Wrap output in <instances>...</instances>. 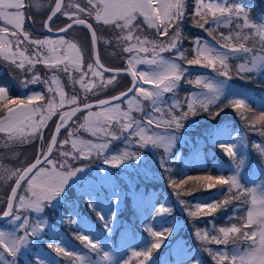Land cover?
I'll return each mask as SVG.
<instances>
[{
	"label": "snow or ice",
	"instance_id": "obj_1",
	"mask_svg": "<svg viewBox=\"0 0 264 264\" xmlns=\"http://www.w3.org/2000/svg\"><path fill=\"white\" fill-rule=\"evenodd\" d=\"M44 6L42 0H0V21L6 25L0 27V56L3 61L10 62L5 65L9 74L23 71L26 73L25 79L20 81L23 87L43 84L46 88V92H32L25 98H13L9 88L0 85V133L4 134L0 138V147L11 151L17 144L39 142L34 162L16 168L0 166V186L9 189L6 196L0 197V204L5 205L0 209V264H120L114 253L107 250L106 244L96 237L90 238L91 225L79 212L72 211L67 217L60 213L57 221L77 226L80 234L75 239L87 252H77L69 247L57 232L55 223L44 213L46 208L56 213L65 203L71 207L76 203V197L85 196L90 211L98 207L102 209L97 212V217L103 224L105 239L116 231L120 226L118 211L122 192L111 169L126 172L128 168L135 167L138 175L143 169L144 178H149L144 152L130 151L127 147L110 152L113 142L122 138L135 143L139 149L151 146L154 151L164 150L165 156H157L156 161L159 169L169 175L170 187L180 190L176 191L177 197L181 191L193 195L182 187L189 182L198 183L205 190L217 186H227L230 194L233 189L237 190L235 194L211 203L198 200L189 204L177 199L183 212L191 219L212 216L242 196L248 203L247 197L251 196L252 207L247 211L244 223L220 227V236L210 235L208 230L201 229H196L194 236L200 241L215 244H227L230 235L235 237L233 244H238L241 238L251 241L247 249L241 250L237 246L232 252H213L202 245L203 251L212 257L215 264H264V184L259 186L262 194L257 196V188H248L241 182L244 173L250 169L251 152L255 151L264 158V140L254 141L249 149L241 135H237L231 143L214 135V142L232 161L235 169L227 178L211 174L184 175V179L176 181L171 179V169L166 167L179 155L175 145L185 122L201 111L206 112L210 120H216L231 108L245 121L248 131L264 138V111L254 112L246 98H236L239 95L232 94L227 86V81L232 79L228 61L241 54L244 62L235 69L239 79L251 81L249 73L264 76V23H257L252 18V7L264 8V5H258V0H249L248 6L229 3L228 0H194L191 7L186 0H76L67 4L65 0H52L50 13L42 27L51 33L54 18L62 16L68 21L64 27L57 29L55 39L51 36L33 37L24 30L26 20L31 19L26 16V9ZM189 14L194 26L208 33L216 42L213 45L200 37L190 40L191 58L189 50L183 47L185 37L181 27L187 22ZM140 17L144 24L155 29V38L141 36V24L137 22ZM89 20L112 30L114 38L104 43L130 54L126 58V67L112 69L101 62L96 47L99 38ZM209 23L215 27H206ZM232 25L234 28H230L228 35L222 32L218 34L219 38L213 35L219 26ZM77 26L86 28L91 36L93 55L86 69L81 47L75 41L66 39L67 34ZM248 43L252 47L247 46ZM24 45L31 46L30 55H26L29 48L22 47ZM148 53H151L150 58ZM164 53L170 55L166 57ZM37 64L44 66V76L36 70ZM140 64L150 66L151 70L137 71ZM184 65L211 69L216 76L224 79L203 75L195 80L188 79L185 77L188 67ZM59 73L66 74L71 82V95L65 92ZM73 73H78V77ZM105 73L111 75L105 76ZM121 74L131 77V86L126 91L95 103L88 102L89 94L96 96L116 84ZM182 79L202 91L189 93L183 103L173 99L169 104L164 100L165 94L175 96ZM77 84L79 90L76 89ZM144 85H151V88ZM222 96L227 102L220 103L215 112L210 111L209 105L217 104ZM228 96L233 98L228 99ZM144 101L149 102L150 111L145 112ZM123 103L128 105L126 110L121 107ZM185 104L187 110H183ZM260 108L264 109V103ZM133 110L145 112L143 121L132 116ZM80 113L86 115L82 123H77ZM53 117H58L54 128L49 124ZM46 129L50 130L48 136ZM81 129L95 139H82L78 135ZM96 160L102 166L93 175L90 171L92 163L84 161ZM258 167L260 176L264 177V160L258 161ZM73 187L76 193L70 197L69 190ZM105 187L110 191L105 199H101L98 193ZM173 211L170 205L161 203L153 208L155 216L152 219H166ZM178 229V224L162 231H154L146 225L152 239L143 250L134 251L133 256L140 258L139 264H152L153 252L161 249L165 240ZM169 256L170 259L163 264H201L199 257L193 256L192 250L186 249L179 241ZM123 264H129V261L125 260Z\"/></svg>",
	"mask_w": 264,
	"mask_h": 264
},
{
	"label": "trees",
	"instance_id": "obj_2",
	"mask_svg": "<svg viewBox=\"0 0 264 264\" xmlns=\"http://www.w3.org/2000/svg\"><path fill=\"white\" fill-rule=\"evenodd\" d=\"M228 1L231 3L238 2V3L244 4L245 6H248L249 4V0H228ZM186 2L190 7L194 6V0H186ZM27 9L29 11V8ZM49 12H50V8L44 11V13L42 12L43 14L39 16V19H41V22L39 24L40 28L42 27L43 20L45 19V17L48 15ZM252 18L257 23H264V11L261 10L259 6H253L252 7ZM67 22L68 21L66 20V18H63V17L54 18V20L51 22V27L53 29H57L63 26ZM32 24H33V19H32ZM26 25L31 31L37 34L46 35L42 31L38 30L37 27L35 26L32 27L29 24V22ZM93 25L96 28L97 36L103 35V36L109 37L111 36L110 34L113 33L112 30L108 28L107 26L96 25V24H93ZM181 27L183 30V35L185 37L183 41V47L189 50L188 51L189 58H191V48H192V44L189 42L190 40L194 39L195 37H200L201 39H211L212 38L211 36L208 35V33L194 26L190 14L187 17V22L183 24ZM206 27H215V26L209 23L206 25ZM74 29H78L81 31L83 35V39L85 40L86 47L88 49L89 57H91V46H90L89 34H88L87 29L84 28L83 26H77V27H74ZM221 32L225 33L226 29L223 28L222 26H219L218 28H216L213 35L219 38L218 34ZM81 33L79 32L80 38H82ZM249 45L252 46L251 43H248L247 46ZM256 46L257 48L259 47L258 44ZM98 49H99V42H98ZM99 56H100V53H99ZM110 57L111 58L109 59L108 57L107 60L109 61L117 60L118 61V59H120L118 62L115 61L117 62L115 63L117 67H122L126 65V58H124L123 56L110 55ZM100 59H101V56H100ZM102 59L105 60V58L103 57ZM228 63L230 65V70L232 72V80L237 82L238 84L244 83L242 85L253 90V97L248 98L246 101L248 105H250L251 109L257 114L259 113V111H264V109L260 108V105H261L260 101H264V78L259 77L258 75H254L253 73H249L247 75L252 77L251 81L241 80L235 75V69L237 67V59L230 58ZM184 66L193 67V66H187V65H184ZM190 77L194 80V75H191ZM118 79L119 81L117 82L115 86L113 85L110 86L109 89H105L104 91L99 92L98 95L92 96L91 94H89L88 100H94L101 96L110 95L120 90H123L130 83V78L126 75H121L120 77H118ZM185 84L187 83H183V85L181 86V89L175 95H180L183 92L184 93L187 92V87ZM0 85L7 86L10 90V94H12L10 83L6 79L0 77ZM66 90L72 93V89L66 87ZM228 99H231V98L228 97ZM183 102L184 101H182V103ZM222 102H227L225 100V97L223 96L221 97V101H218L217 104L209 105V110L215 112L218 106L220 105V103ZM185 105H184V108H185ZM191 118L194 120V123L190 124L192 127L188 126L189 128H191L190 129L191 136H194L195 134L192 130L199 132L201 128H206L209 124L215 123L217 122V120L222 119V120H228L226 121V124L223 129L222 136L224 138L228 137V139H230V137L234 135V133L240 127L245 135L247 144L249 145L250 148L254 141L260 142L264 140V138H262L258 133H253V132L248 131L247 127L245 126V121L242 120L240 116L237 115L231 108L226 109L225 113H221V116L217 117L216 120H210L208 117V114L203 111H201V113L198 116L191 117ZM200 134L201 132L199 133V135ZM215 136H213L211 139L207 135H204V137H206L205 138L206 142L201 144L202 154L204 156L202 164H195V163H192V164L181 163L180 164L176 161H172L171 163L166 164V167L171 169V174H170L171 179L179 181L185 178L184 175L197 176V175L211 174L213 176L223 175L226 178L230 176L231 171L229 169V165L231 164L233 165V163L222 152V150L216 145V143L214 142L216 139ZM222 136L219 137L218 135L217 137L223 140ZM37 142L35 144H31L34 150V153H36V150H37ZM29 145L30 144L16 145L15 148L26 147ZM210 149L213 151V154H210L211 153L209 151ZM34 156L35 154L28 162L32 161ZM213 159L224 161L227 165L224 167H221L218 164L213 163ZM155 167H157L156 170L157 172H159V175H157V177L150 176L148 179H145V178L138 179V180L133 179V181L135 182V188H140V190L143 191V195L145 198V201L141 205V209L139 210L135 208L134 205H132L130 201L129 195H126L127 199L124 202L123 208L118 213L120 217V220H119L120 226L117 228L116 231H114L112 234L109 235L110 241H112L116 246L119 247L116 259L120 260V264H123L125 260L129 261V263H132V264H135L137 263V261L140 260V258H137L132 255L130 256V252L127 248V242L125 240H123L121 243L117 242L116 238L120 230L132 232L133 235L135 234V231H139L141 236H143V238H145L148 243V241H150L152 237L146 230V227H144L145 222H147L148 226L151 227L154 231H162L163 229H166L172 226L173 224H177V222L180 220V223L178 224L179 229L177 230V232L174 233L173 236L169 237L168 240L172 241V239L176 240L178 238H182L183 241L188 245V249L194 250V252L196 251L199 254L201 264H215V261L212 259V257L207 252L203 251L202 245L211 248L213 252L220 251L221 248H224L232 244V240L235 237L230 235L229 242L227 244H215V243H208L205 241L198 240L194 236V232L196 231V229L208 230L210 232V235L220 236L221 234L218 231L220 227H230L232 225H237V226L241 225L242 223H244V220L246 219V213L250 205L251 196L247 197L248 203L244 202V198L242 196L240 199L232 200L231 203H229L225 207L220 208L212 216L204 217L201 219H191L187 217L186 212H183V210L181 212L177 210L176 208L177 199L189 202V204H193L198 200L211 203L213 200H217V201L223 200L225 196L235 194L237 190L233 189L231 194L228 193L227 186H217V188L215 189L205 190L200 184L189 182V184L184 185L182 187L186 189L187 191H191L193 195L189 196L185 192L181 191L180 196L177 197L176 191H180V190L178 189L174 190L172 187H170L169 175L164 173L162 170H160L159 165H156ZM131 178L133 177L131 176ZM255 179H261L264 181V177L260 176V174L258 173V175H256L254 179L246 180L245 178H243L241 182L244 183L248 188H252L253 181ZM104 190L107 193V189L105 188ZM8 191L9 189H6L4 193H2L3 196L0 195V197L6 196V193ZM75 193H76L75 190H69L70 197H73ZM75 200H76V203L74 205L70 207L68 203H65L60 207V210H58V212L56 213L46 208L45 215L48 216L50 221L55 223L57 232L60 235L62 233H65L69 236V238L72 241L82 246L80 241L75 239L76 235L80 234V230L77 228V226L72 225L68 222L61 224L57 221V217L59 216L60 213H63L64 216L67 217L72 211H77L80 214H83L86 217H88L92 222H94V224L99 229H103V224L97 217V212L101 211V209L98 207L95 211H90L88 204L86 203L87 197L85 196L76 197ZM161 203H167L173 208L174 210L173 213L177 217L174 223H171V221L168 218L161 219L160 221L157 220V217L155 219H152V217L155 216V213L153 212V208L155 206H159ZM4 206L5 205L0 204V209L4 208ZM169 216H172V214H170ZM213 224L215 225V228H213ZM245 231H250V229H245ZM147 237L149 239H147ZM147 243H142L139 239H136L133 244L135 251L143 250L145 246L147 245ZM250 243L251 241H245L243 238L239 239L238 241V244L241 247L250 246ZM165 247H166V244H164L161 247V249L153 252L152 264H163L160 257H161L162 252L165 250ZM169 259H170V256H169ZM226 264H228V262H226Z\"/></svg>",
	"mask_w": 264,
	"mask_h": 264
},
{
	"label": "rangeland",
	"instance_id": "obj_3",
	"mask_svg": "<svg viewBox=\"0 0 264 264\" xmlns=\"http://www.w3.org/2000/svg\"><path fill=\"white\" fill-rule=\"evenodd\" d=\"M76 0H65V3H75ZM229 2V1H228ZM42 3L45 5L44 7L37 9L35 7H29V11L28 9H26V16H28V14L33 18V24L36 27H39V24L41 22V19H39V16L42 15L44 13V11H46L49 8V5L52 3V0H42ZM231 3V2H229ZM258 5H264V0H258ZM259 8H261L259 6ZM32 10V12H31ZM261 10L264 11V8H261ZM43 12V13H42ZM62 17V16H60ZM65 18V17H63ZM91 23L96 24L95 21L93 20H89ZM143 18L140 17L138 18V23L141 24V36H147L149 37V39H153L155 38V29L153 28H149L147 24H144L143 22ZM28 21L26 20L25 25H24V30L28 31L32 34L33 37H39V38H44L47 35H43V34H37L33 31H31L27 25ZM6 26L4 21H0V27ZM10 27V26H8ZM223 28L226 29V32L224 33L225 35H228L230 28H234V25L232 26H222ZM79 32L81 33L80 30L78 29H73L71 32H69L66 36V39H70L75 41L79 47H81L82 51H83V58H84V67L85 69L87 68V63L91 62V57H89V53H88V49L86 47L85 44V40L83 39V35L82 38L79 37ZM111 36H103V35H98L99 38V53L102 57L105 58V60L102 59V63L108 67H117V65L115 63H117L120 59L114 60V61H109L107 60V58L109 57V59L111 58L110 55H120L123 56L124 58H127L130 54L128 53H123L120 49L115 48L113 46H109L106 45L104 43L105 40L108 39H113L114 38V34H110ZM52 37V36H51ZM53 39L56 38L52 37ZM9 39H12L11 36H9ZM82 39V40H81ZM204 41L209 42L210 44L215 45V40L211 39H202ZM223 42V41H221ZM233 43H235V41H233ZM248 45V44H247ZM22 47H28L29 51L26 53V55H30L31 54V46L30 45H24ZM249 47H252L249 45ZM257 47V46H256ZM13 51H15V45L13 44ZM141 55H145L143 53H141ZM164 56L168 57L170 54L169 53H164ZM147 56L150 58L151 57V53H148ZM233 59H237V66L240 63H243L244 60L242 58V54L240 56H234L232 57ZM239 59V60H238ZM107 60V61H106ZM117 61V62H115ZM10 62L8 61H3V57L0 56V77L6 79L9 83H10V87L12 89V96L13 98H25L27 95L31 94L32 92H46V88L43 84H35V85H29L27 88L23 87L20 83V81L25 79L26 73H24L23 71L20 70H16L15 72H13L12 74H9V70L8 68L5 66L6 64H8ZM36 70L40 72V74L42 76L45 75L46 70L44 69L43 65L37 64L36 66ZM137 70L138 71H150L151 67L145 64H140L137 65ZM254 75H258L259 77H263L264 76H260L259 73H253ZM60 76L61 79V83L64 86V90L68 95H71L72 93H70L69 91L66 90V87L72 89L73 86L71 84V82L68 80L67 75L64 73H59L58 74ZM73 75H76L78 77V73H73ZM194 75V80L197 76L203 75L206 76L207 78H212V79H224L223 77H218L216 76V73L213 72L211 69H206L203 67H198V66H193V67H188V72L185 74V77L188 79H192L190 76ZM105 76H108V74H105ZM119 81V79H117V82ZM183 83H185V81L182 79L178 89L176 90V93L179 92V90L181 89V86L183 85ZM241 83V82H239ZM117 84V83H116ZM116 84H114L113 86H115ZM244 83L238 84L237 82L233 81L232 79L230 81H227V86L230 90V92L232 94H237L239 95L236 98H246V101L248 98H252L253 97V90L245 87L244 85H242ZM187 87V92L186 93H182L180 95H175L173 96L172 93H167L164 96V100L167 101L169 104L172 102L173 99H179L181 102L185 100V97L188 96L189 93L192 92H196V93H200L202 91V89L194 87L193 85H189V84H185ZM112 86V85H111ZM145 88L150 89L151 85H144ZM110 86L106 89H109ZM76 89L79 90V85H76ZM105 90V89H104ZM102 90V91H104ZM101 91V92H102ZM175 93V94H176ZM132 95V94H131ZM130 95V96H131ZM227 95V93H226ZM81 97H83V94L81 93ZM229 98H233L231 96H228ZM259 101V100H257ZM260 103H264V101H260ZM143 106L145 109V112L150 111V106H149V102L148 101H144L143 102ZM198 106V105H197ZM121 107L123 109H127L128 105L127 103H123L121 105ZM186 109V105L185 108L183 110ZM97 109H94V111ZM145 112H138L133 110V112L131 113L132 116L134 118H136L137 120L143 121L144 119V115ZM179 114V113H177ZM86 115V113H83L81 115H79L77 123H82L83 122V116ZM159 115V114H157ZM167 117L165 116V119ZM224 119V118H223ZM222 120V119H221ZM217 120V122L215 123H211L209 124L206 128H201V130L199 132H196L194 130H192L195 134L194 136H191V131L188 126L192 127L190 124L194 123V120L191 118V116L189 117V120L185 122V127L183 130H181V132L178 134V142L175 145V148L178 149L179 151V155L177 156V158L173 161H176L178 163H188V164H202L204 156L202 154V148H201V144L206 142L204 135H207L209 138L212 139V137L214 135L218 136H222L223 134V129L224 126L226 124V121L228 120ZM54 121L55 119H53L52 121L49 122L50 126L53 128L54 125ZM221 121V122H219ZM156 131H160L159 129H155ZM46 136L50 135V130L46 129ZM201 132V134L203 135H199V133ZM4 134L0 133V138L3 137ZM64 135H66V133H64ZM78 135L85 140L88 139H92L94 140L95 138L92 137L90 135L89 132H87L84 129H81L80 132L78 133ZM237 135H241L244 138L245 144L248 146L249 149H251L249 147V145L247 144L245 135L242 131V129L239 127L237 129V131L234 133V135H232L230 137V139L224 138L222 136V141L224 142H228L231 143L235 140V138L237 137ZM63 138V135L61 136V139ZM134 139H138V138H134ZM17 145H24V144H17ZM125 147L128 148V150L130 151H137L140 150L142 152L145 153V165L147 166V168L149 169V177H157V175H159V172H157L155 167L156 165H159L158 162L156 161L157 156L159 157H164V150L161 149H157V150H153L151 148V146L144 148V149H139V146L136 145L135 143H130L125 139H121L119 141H114L113 144L111 145L110 148V152H118V151H122L125 149ZM211 153L213 154V151L210 149L209 150ZM34 150L32 148L31 145L26 146V147H19V148H15L13 147L11 149V151L4 149L3 147H0V166L2 167H10V168H16V167H20V166H24L34 155ZM249 159L251 160V166L248 172H245L243 175V178H245L246 180H250V179H254L256 177V175H258L259 173V167H258V161L260 160H264V158H261L258 156L257 153H255V151L251 152V155L249 156ZM84 163H92L91 164V168L90 171L92 172L93 175L96 174V170L99 169L102 165L100 163L99 160L96 161H92V162H88V161H84ZM135 163V162H132ZM213 163L218 164L221 167L226 166L227 164L224 161H219L217 159H213ZM229 169L231 171V175L234 172V166L231 164L229 165ZM111 171L116 175V183L118 184L120 190H121V200L122 203L119 205V211L118 213L121 211V209L123 208L124 202L127 199L126 195H129L130 197V201L132 203V205H134L135 208L137 209H141V205L143 204V202L145 201L144 195H143V191L140 190V188H135V182L133 181V179H144V175H143V169L140 170V174H137V169L135 167H130L126 170V172H122L119 169H111ZM131 174V175H130ZM131 176L133 178H131ZM255 184H253L252 188H257V192L256 195L260 196L261 190H260V185L264 184V181L261 179H255ZM253 181V182H254ZM107 189V193L105 192L104 189ZM102 188L98 195L101 199H105L108 194L110 189H108L107 187ZM8 189L6 186H0V195L3 196L2 193H4V191ZM70 190H75L76 188L73 187ZM252 207L251 203L249 205L248 210ZM176 208L179 212L182 211L181 206L179 205L178 202H176ZM101 209V208H100ZM60 210V208H59ZM247 210V211H248ZM102 211V209H101ZM45 214V213H44ZM84 220L91 225L92 231H91V237H96L98 238L101 242H103L104 244L107 245V250L112 251L114 253V257L116 258L117 254H118V249L119 247L116 246L112 241H110V238L108 236L107 239H105V233L103 229H99L94 222H92L88 217H86L83 214H80ZM171 223H174V221L176 220V215L174 213H172V216H168L167 217ZM162 218L157 217V220L160 221ZM120 220V217L118 215V221ZM180 223V220L177 222V224ZM146 225L148 226L147 222L144 223V227H146ZM65 241L68 242L69 247L75 249L77 252H87V249H85L83 246H80L78 243L72 241L69 236L65 233H62L60 235ZM146 236V235H145ZM136 239H139L142 243H147V240L145 238H143V236H141L139 231H135V234L133 235L132 232H127L125 230H120L118 233V236L116 238L118 243H121L123 240H125L127 242V248L130 252V256H133V252L135 251L134 249V242ZM147 239H149L147 237ZM177 241H179L181 243V245L185 246L186 249H188V245L183 241L182 238H178L176 240L170 241V240H165L164 244H166L165 250L162 252L161 254V261H165L169 259V253L171 251V249L176 245ZM239 247L241 250L247 249L249 246H244L241 247L239 244H230L229 246H226L224 248H221L220 251H224L227 250L229 252H232L236 247ZM89 255H92L91 253H89ZM192 255L193 256H198L200 259L199 254L194 250H192ZM93 259H95V257H93ZM63 264V262H62ZM132 264V263H129ZM135 264H139V261H137V263Z\"/></svg>",
	"mask_w": 264,
	"mask_h": 264
},
{
	"label": "water",
	"instance_id": "obj_4",
	"mask_svg": "<svg viewBox=\"0 0 264 264\" xmlns=\"http://www.w3.org/2000/svg\"><path fill=\"white\" fill-rule=\"evenodd\" d=\"M50 13V12H49ZM48 13V14H49ZM47 19V16L45 17V19L44 20H46ZM44 20H43V22H44ZM31 19L29 20V23H30V25H32L31 24ZM43 24V23H42ZM66 24V23H65ZM65 24L63 25V26H61L60 28H62V27H64L65 26ZM38 30H40V31H42L43 33H45V34H47V35H49V36H57L58 35V33H57V29H59V28H57V29H53V31L51 32V33H48L43 27L42 28H37ZM88 31V30H87ZM88 34H89V41H90V46H91V58H92V55H93V50H92V45H91V36H90V33H89V31H88ZM62 35V34H61ZM97 49H98V44H97ZM106 66V65H105ZM106 67H108V66H106ZM124 67H126V65H124L123 67H108V68H112V69H120V68H124ZM107 74H111V73H107ZM121 75H125V74H121ZM126 76H128V75H126ZM129 78H130V83H129V85L125 88V89H123V90H120V91H118V92H115V93H113V94H110V95H105V96H101V97H99V98H97V99H94V100H88V102L89 103H95L97 100H99V99H108L109 97H111V96H115V95H118L120 92H124V91H126L127 90V88L128 87H130L131 86V77L130 76H128ZM131 94H129V96H130ZM57 119H58V117H57ZM54 128V127H53ZM38 144H39V142H38ZM37 149H38V147H37ZM36 153H37V151H36ZM35 156H36V154H35ZM35 156H34V158H33V160L31 161V162H29V163H32V162H34V160H35ZM25 166H27V164L25 165ZM5 207V206H4Z\"/></svg>",
	"mask_w": 264,
	"mask_h": 264
}]
</instances>
